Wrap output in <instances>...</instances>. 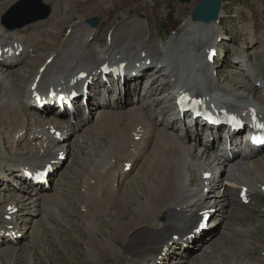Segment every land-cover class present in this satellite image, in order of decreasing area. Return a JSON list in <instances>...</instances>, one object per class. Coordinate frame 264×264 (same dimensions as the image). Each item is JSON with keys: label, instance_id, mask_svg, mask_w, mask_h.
Instances as JSON below:
<instances>
[{"label": "bare ground", "instance_id": "1", "mask_svg": "<svg viewBox=\"0 0 264 264\" xmlns=\"http://www.w3.org/2000/svg\"><path fill=\"white\" fill-rule=\"evenodd\" d=\"M17 1L0 0V45L14 47L17 44L18 47L25 48V53L20 58L12 59L11 64L0 65V79L7 85L6 91L0 96V182H2L0 192L7 190L19 195H14V198L12 195L8 197L0 195V246L9 244L4 236L6 232L11 233L14 230L17 236L27 237L28 229L21 228L19 222L28 223L29 217L33 216L34 220L41 212L44 213L42 218L48 229L54 230L50 216L58 221L64 216L67 219V210L59 209L68 207V202L60 191L51 193L52 189H45L36 192L30 185L16 181L14 187L9 182L13 181L22 167L33 170L45 167L50 162H56L61 152L68 157L70 146L74 147V141L69 140L72 131H79L77 125L80 127L81 124L92 120L89 115L87 117L78 115L69 122L67 117L48 120L46 112L40 116L38 114L29 116L26 111L27 109L33 111V106L27 92L34 89V84L38 89L48 85L50 93L58 92L63 86L71 84L72 78L80 72L93 74L106 62L110 65L127 62L134 67L137 64L146 67L147 60H151L155 67L150 69V72L156 74V79L149 87L145 84L146 91L141 88L139 84L141 82L136 81L137 79L129 81L131 87L136 88L133 95L137 102H132L127 96L125 102L118 98L116 105H107L105 110L100 109L99 112L93 113L95 115L93 124L84 127L77 134L78 142L84 138L89 140L91 137L100 138L101 135L107 137L113 134L106 150L96 151L101 155L82 182L86 201L81 208L86 214L85 227L88 234L84 260L98 263L103 261L104 256L109 255L127 258V264H156L160 261L159 258L165 248H170L169 253L165 252L168 256L169 254L171 257L178 254L187 256L198 248L201 239L205 241L209 237L211 239L208 240L206 250L198 257L199 264H253L251 254L254 252L264 257V247L261 246L260 249L252 243L253 237L258 233L264 234V158L239 159L237 153L233 152L231 158L228 155L217 159L218 151L197 150V146L201 148L199 137L190 139L192 143L185 145L184 137L191 135L189 132L186 135L182 134L183 129L179 132L176 130V125L181 124L174 118L175 113L171 108L165 105L173 98L169 97L168 101H164L163 97H156L161 82L166 83L164 88L183 84L193 92H204L206 96L212 98L222 94L223 101L253 105L264 111V97H260L249 83L252 82L250 77L256 78L255 83L264 80V33L259 42L261 49L253 51L252 56L248 57L247 72L242 74L239 83L220 85L209 79L208 65L203 60L202 48L204 44L206 46L215 44L220 38L223 11L219 22L209 25L195 21L192 15L185 18L182 30L175 33L166 45L162 40L158 42L151 38L148 23L139 18L127 19L119 23L114 32L111 30L109 33L111 40L103 48L96 46L98 42L94 40L98 34L97 29L89 27L87 19L82 16L79 21L73 23L71 32L64 42L55 48L59 40L56 27L62 9L61 3L65 2L68 7L73 0H48L52 3L47 2L51 5H48L50 10L53 8L52 23L49 22L51 19L46 22L42 20L20 29H8L3 24L2 17ZM105 3L108 4L109 0ZM96 7L92 10L99 8L98 5ZM253 24L252 20L246 22L242 29L246 33H252L255 31ZM251 40L256 41V38L253 37ZM29 50H33V55L28 54ZM41 50H50V53L47 55L42 53L44 57L46 56L45 60L29 78L28 91L21 95L17 85L19 71H16L13 65L16 63L20 65L32 58L37 61ZM50 58H53V61L47 63ZM30 63L26 68L31 65ZM160 66L164 68L157 72L156 69ZM165 66L168 67V76L165 75ZM42 67L45 68L43 72L40 70ZM148 69L142 70L141 74ZM133 71L135 70L132 69L131 73ZM171 93L170 89L169 95ZM148 94L151 98L149 107L148 104L143 105ZM93 106L94 104L89 109L94 108ZM164 118L169 119L167 125L158 129ZM74 122L76 125H73ZM54 126L65 137L62 144L57 143L49 133ZM28 131L30 140L21 150L19 142ZM137 137L142 141H136ZM190 140L187 139V142L190 143ZM219 161L223 165L221 175H217ZM136 162L137 164L140 162L138 177L129 179L128 189L133 195L134 188L140 189L142 197H145L137 200L133 214L129 220L123 222L122 213L124 214L128 208L129 195H126L127 189L119 196L116 195L120 191L119 177L124 176L128 179ZM125 163L133 165L130 174L123 171ZM61 164L60 162L58 165H52V168L56 173L59 172L57 185L63 186L65 171L61 170L63 169ZM205 174H211L210 179L204 180ZM142 185H146L145 190ZM243 187L249 188L253 198L254 204L252 203L250 207H242L239 204L238 197ZM236 192L237 197L234 195ZM204 195L207 197L204 198ZM202 199L205 201L200 205L198 202ZM41 205L45 212L38 209ZM253 205L260 207L261 210L253 209ZM104 206L109 213L115 214L113 217L116 216L114 219L107 217L114 227V231L110 230V233L95 230V219L101 218ZM204 210H209L211 217H219V221L215 223L213 222L215 218H210L207 230L196 233L194 240L190 242L187 235L196 228L199 221L198 213ZM8 216L10 220H7ZM228 217L235 219L239 226L237 229L224 232V239L219 243L215 238ZM38 220L34 223L39 224ZM65 222L70 226L69 220ZM8 226H12V230H6ZM120 230L125 234L124 250L118 245L120 243L117 234Z\"/></svg>", "mask_w": 264, "mask_h": 264}, {"label": "rangeland", "instance_id": "2", "mask_svg": "<svg viewBox=\"0 0 264 264\" xmlns=\"http://www.w3.org/2000/svg\"><path fill=\"white\" fill-rule=\"evenodd\" d=\"M22 1L24 0H18L17 2H15L3 17L7 15L10 9H12ZM42 1L47 6L49 5L47 4V2L50 3L48 0ZM105 2L106 0H73L69 3L68 7L66 6L65 2L64 4L61 3L63 5L61 6L62 9L60 16L58 17V25L56 27V32L58 33L59 40L57 41V46L55 45V48H58L60 44L64 42L71 31L73 23L75 21H79V18L82 16L88 20L93 18L98 19L99 25L96 28L98 34L97 37H95V41L100 43V47L102 48L104 45H106L107 42H109L107 41L108 34L112 31L114 32L119 23L121 24L127 19L136 18H139L148 23L151 38L153 40L158 42L162 40V43L166 45L175 33H179L182 30L181 26L184 24V19L192 15L194 9H196L198 3H200L201 0H109L108 4H106ZM97 5L99 6V8L96 10H92ZM222 10L223 15L221 17V24L223 26V34L221 37L223 38L221 39L220 48H222L223 51L221 49V53L219 55L220 58L218 60V62H220L221 64H218V69L223 75L222 83L236 85L237 83H239L241 78L238 74L239 70L237 69L241 68L240 60L242 54L244 53L243 51H249L251 52L250 54H252L253 50L256 51L255 48L258 47L257 38L258 40H260L262 36L259 35V39V36L256 33V37H254L256 38V41L251 42V38H253L252 35L246 33V31L242 29V26L246 22H250L252 20L256 32L259 31L262 34L264 33V0H223ZM52 14L53 8L51 9V15L49 17L50 19ZM18 21L19 20L17 19H13L10 24L13 27H16ZM52 21L53 19H51L50 22ZM200 43H198V47H200ZM96 46L99 47L98 44H96ZM251 47L252 49H250ZM42 53L44 55H47L50 53V50L42 51ZM43 54L39 55L40 57L37 61L32 60L30 63L31 65L28 68H26V66H22L23 69H16V71H19L17 72V85L19 87V92L21 95H23L25 91H28L29 78L35 73L37 68L45 60L46 56L44 57ZM6 89L7 85H5L0 79V96L6 91ZM146 89L147 88L144 86L145 91ZM247 91H251V89H247ZM147 97L150 98V94H148ZM129 98H131V100H134L133 96ZM165 105L167 106V103ZM92 109L94 110V112H91L90 114L92 119L91 122L87 121L81 124L80 127H78L79 125H77L79 131L73 130L71 134L72 140L71 137L69 139L70 141H74V147L70 146V154L61 166L63 168L62 171H65V173H63L65 178L63 183L64 185L60 186L57 185L58 183L55 184V182H52L50 186L52 189L50 191L51 193L60 191L62 196L67 200L68 207H66V209L65 207L59 208L60 211L67 210V219H65L64 216L62 218L63 221H58L50 216L49 219L50 221L52 220L51 225L54 227V230L48 229L46 223L43 221V212H41V215L34 220L32 219L33 216L29 218L27 217L29 219L28 223H22L23 221L19 222V224H21V228L28 229L27 237H21V239H19V241L15 244L1 245L0 264H127L128 259L122 256H120V258L109 255L104 256L103 261H99L98 263L87 262L86 260H84L86 258L87 252L88 234L85 227L86 214L83 213L81 208V205L86 201V193L84 192L85 189L83 188L82 182L83 179L89 175L92 166L95 165L96 159L101 155L100 153H97L98 150H103L102 152H104L108 147V144L112 141L113 137V134H109L107 135V137L101 135L100 138L99 136H96V138L90 136L91 138H89V140H87V138H84L80 142L76 140L77 134L84 127H88L89 125L93 124V120L95 118V115L93 113H97V111L100 110H97V108H91V110ZM30 110L26 111L29 116L30 114H33V111L31 110L30 112ZM51 117H47L48 120H50L49 118ZM29 121H31V118H29ZM160 126L161 125H159L158 129L164 128H160ZM192 138L193 137H184L183 143L185 145H189V142L187 143V139L190 140ZM101 140L103 142H101ZM192 140H190L191 143ZM202 149L203 148H200V146H197L198 151ZM135 167V170H132V174H130L131 177H129L124 182L121 181L120 183L119 181L118 188L120 191L116 193V195L119 196L120 193H124V191L127 189L126 195H129L127 197V199L129 200L128 208L125 209L126 211H124V214L122 213L123 222L129 220V218L133 214L134 209L137 205V200L145 197H142V192L140 191V189L138 190L137 188H134L135 195H133L130 192V189H128L127 183L129 182V179H135L138 177L140 162L138 164L136 162ZM218 167L219 168L217 171H220L219 174L221 175L222 172L220 169L221 167H223V165H221L220 163ZM58 173H56V176L54 175L56 178H60ZM58 181L59 179L56 182ZM0 183L2 184V182ZM1 184L0 190L2 188ZM142 186L145 190L146 185ZM15 193L16 192H9L6 190L3 191L0 195L4 194L7 197L12 195V198H14V195L19 196ZM137 193L139 194L137 195ZM38 209H42V211H44L43 205L39 206ZM253 209H256L257 211L261 210L260 207H253ZM102 210H104V213L101 218L95 219V230L97 232L101 230V232L103 233H110V230L114 231V227L112 225V222L108 221L107 217L110 216L112 218L115 214L109 213L107 207L105 206L102 208ZM224 215L226 216V214ZM115 217H113V219ZM213 218H215L213 222L217 223L219 221V217L215 216ZM228 218L229 219L226 220V224H224L225 226L221 225V227L219 228L218 232H220L215 238L218 239L219 243L222 242L221 239H224V232L237 229L236 227L239 226V223L235 219H232L230 217ZM36 220L39 221V224L34 223V221ZM65 220H69L70 226L66 224ZM232 222H234V224ZM206 236L208 237V235ZM213 236H215V234L212 235V237ZM117 237L120 243L118 245L124 250V232L120 230L117 234ZM209 239L211 238L209 237ZM209 239H207V241L205 240L199 242L198 248L195 251H192L189 255L186 254L187 256L181 255V257L178 254L175 257H171V255L169 254V256L162 264H176L177 262H180L181 264V260L184 261L182 264H199L200 258L198 257L203 255V252L206 250L207 244L209 243ZM252 243L260 249L261 246L264 247V234L258 233L257 236L253 237ZM200 250L202 252H198ZM251 258H253V264H264V257H262V255L258 252L252 253ZM175 261L177 262L173 263Z\"/></svg>", "mask_w": 264, "mask_h": 264}, {"label": "water", "instance_id": "3", "mask_svg": "<svg viewBox=\"0 0 264 264\" xmlns=\"http://www.w3.org/2000/svg\"><path fill=\"white\" fill-rule=\"evenodd\" d=\"M221 6L222 0H201L196 9H194L192 16L196 21L204 24L214 23L219 18ZM17 12H22V21L18 25L21 27L45 19L49 15L50 10L44 7L40 0H26L14 8L10 14L14 15ZM87 22L93 28L98 25L97 18L90 19Z\"/></svg>", "mask_w": 264, "mask_h": 264}, {"label": "snow or ice", "instance_id": "4", "mask_svg": "<svg viewBox=\"0 0 264 264\" xmlns=\"http://www.w3.org/2000/svg\"><path fill=\"white\" fill-rule=\"evenodd\" d=\"M233 120L235 121V117H233ZM236 123H239V121H236ZM261 127H264V125H261Z\"/></svg>", "mask_w": 264, "mask_h": 264}]
</instances>
